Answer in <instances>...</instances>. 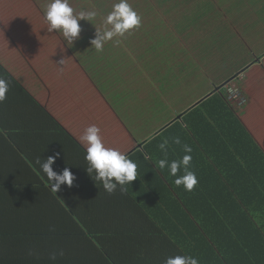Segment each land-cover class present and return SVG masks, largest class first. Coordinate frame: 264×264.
Returning <instances> with one entry per match:
<instances>
[{
	"label": "crops",
	"instance_id": "1",
	"mask_svg": "<svg viewBox=\"0 0 264 264\" xmlns=\"http://www.w3.org/2000/svg\"><path fill=\"white\" fill-rule=\"evenodd\" d=\"M77 1L69 0L74 14L86 12L85 7H76ZM82 1L86 5L94 3L92 7L110 2ZM27 3L33 8L35 20L30 13L21 15L15 0H0V66L8 76L0 75L9 81L6 99L0 103V246L13 248L20 256L25 255L26 264H31L29 255L43 254L36 251L35 223H42L45 228L37 238L54 237L53 230L45 225V217H53L59 207H75L76 217L94 238L112 240L100 244L98 257H83L77 264H163L166 257L179 253L168 239L172 236L165 232L166 226L161 224L166 214L171 217L164 213L166 207L206 205L211 201L209 191L227 190L228 180L233 177L234 183L243 185L252 175L244 164L245 154H264V124L251 126L242 121L244 102L236 103L238 112L235 103L226 100V91L217 93L226 83L241 90L247 85L246 72L261 65L264 54L253 53L254 60L247 67L212 89L215 83L206 71L208 67L199 65L195 58V50L205 44L198 42L197 32L205 31L206 24L219 30L218 21L228 20V9L224 7L227 0H164L150 10H156L157 18L141 20L138 29L128 31L135 34L139 30L134 47L142 53L133 59L125 58L119 68L115 65L124 57L114 55V47L125 40L118 37L105 42L101 52L90 44L92 60L83 59L87 49L77 42L74 47L79 49L71 57L76 60L73 65L55 64L52 59L45 63L40 53L42 42L47 41L46 10L40 5L35 7L33 0ZM163 4L164 8L160 6ZM130 5L140 14L134 3ZM243 7L254 15L248 6ZM103 10L106 13H97L105 18L112 6ZM162 13L167 15L164 20ZM93 20L97 21L96 17ZM150 21L155 23V34L148 28ZM174 21L172 27L168 22ZM79 22L83 27L92 25L87 19ZM261 40L258 38V44ZM118 49L117 45L115 51ZM94 55L98 56L97 62L93 61ZM159 58L162 71L158 69ZM200 75L207 79L206 85L198 82ZM235 78L242 83L235 85ZM112 87H117L115 102ZM219 100L224 105L217 107ZM229 112L247 134L235 125ZM92 124L100 128L105 146L126 153L137 163V177L124 186V191L117 188L112 194L107 193L99 181L93 180L95 170L91 176L86 171L80 137ZM177 136L181 144L172 142ZM148 137L152 139L149 141ZM165 138L169 141L167 154L184 155L181 145L191 146V163L198 179L194 191L175 186L168 178L167 167L159 169L156 162L165 158V153L158 144ZM196 140L200 142L197 145ZM57 153L53 170L60 173L67 167L76 179L71 187L61 184L60 190L53 193L36 161L39 158L42 163ZM165 190L168 205L159 203ZM182 191L183 198L178 196ZM186 212L196 223L194 215L188 209ZM9 228L17 234L13 243L6 232ZM137 230L144 239H135ZM0 264L10 263L2 260Z\"/></svg>",
	"mask_w": 264,
	"mask_h": 264
},
{
	"label": "trees",
	"instance_id": "2",
	"mask_svg": "<svg viewBox=\"0 0 264 264\" xmlns=\"http://www.w3.org/2000/svg\"><path fill=\"white\" fill-rule=\"evenodd\" d=\"M0 73L7 75L1 66ZM222 105L224 102L219 103L217 107ZM228 115L234 120L235 125L247 134L244 127L233 117L234 114L229 112ZM194 143L197 145L200 142L196 140ZM181 156L183 154H167V159L171 161ZM243 161L252 174L244 180L243 185L234 183L236 181L233 177L232 180H228L229 187L225 189L226 191H223V188L220 190L212 188L213 190L209 191L207 196L211 198V201H207L206 205L187 208H180V205L166 207L167 210H164V213H169L171 217L167 218L166 214L161 224L166 226L165 232L169 231L172 236L168 239L179 255L195 256L200 264H264V154L262 151L261 154H245ZM190 168L195 172L193 163ZM181 173L182 171L177 175ZM169 177L174 183L175 177L170 173ZM174 185L176 186L175 183ZM177 187L175 190H180ZM183 195V191L178 194L181 198ZM168 202L169 198L165 190L159 203L168 205ZM186 209L194 215L196 223L190 220ZM76 213L75 207L67 210L59 207L53 217H45V225L51 230L54 229V237L37 238L44 233L45 228L42 223L41 226L35 223L36 251H41L43 254L29 255L31 264H77L83 257L100 255V244L103 241L108 243L112 240L94 238L93 233L86 229L84 222L76 217ZM24 222L28 224L27 221ZM6 232L12 243L17 240V234L13 232V228L7 229ZM134 234L137 237L136 240L144 239L138 230ZM8 237L4 239V242ZM59 249H63L64 255L57 256L55 261L51 260L50 254ZM44 251H46L45 254ZM24 256L17 254L13 248L0 246V262L4 260V263L26 264Z\"/></svg>",
	"mask_w": 264,
	"mask_h": 264
},
{
	"label": "rangeland",
	"instance_id": "3",
	"mask_svg": "<svg viewBox=\"0 0 264 264\" xmlns=\"http://www.w3.org/2000/svg\"><path fill=\"white\" fill-rule=\"evenodd\" d=\"M27 1L15 0V4L19 6V13L21 15L30 13L32 18L35 20L33 8L27 3ZM33 1L35 2V7L38 8V6L40 5V7L42 6L41 8H43L44 10H46L47 5L50 2V0ZM163 1L164 0H127L129 4L134 3L136 5L140 12V14L138 15L141 17L142 21L150 19V16H152L153 20L157 18L156 10H153L151 12L150 10L152 7H154L155 4L162 3ZM224 1L225 0H223V2ZM112 2L116 3L118 2V0H110L108 4H100L99 6L95 5V7H92L94 3H92L91 5H86L87 3L85 1L78 0L76 2V7H85L86 12L89 11V9L91 11V8H96L98 9V12L101 11L103 13H106V11L103 9L112 6ZM7 3L8 1L4 2L3 5ZM160 6L164 8L165 5L163 4ZM243 6H248L251 10H253L254 15H251L252 12ZM218 7L221 8L222 6L218 5ZM224 7L228 9L226 12V16L228 20L231 21L232 26H229L228 20L218 21L215 17H213V20L219 22V30L214 31L210 28L209 25L206 24L203 28L205 30L203 31L205 32V35H202V31L197 32L198 42H203L205 44H202L201 48L195 50V58L200 61L199 65H205V67H208L206 71L208 72L209 77H211L212 81L215 83L212 89L221 86L230 77H233L235 74L247 67V65L254 60L253 53L264 54V0H227V3ZM99 14L102 13H98V15ZM162 15L163 20L164 18H167V15L165 13H162ZM103 18V15L96 16L98 22L95 20H91L92 25L87 26L86 24L84 25V27L80 26V34L78 38H75L71 44L68 43L67 39L64 38L59 31H48V33L46 34L47 41L46 43L45 41L42 42L44 46H41L40 56L41 58L46 59L43 62L47 63L48 60L52 59L55 64H61V62L63 61L64 66L73 65L74 61L76 60H72L71 57H73L76 50L79 49L77 47H74L77 42H81V48L87 49L85 55L83 56V59H86L88 61L92 60L91 49L88 46H90V40L95 37L97 30L102 31L105 29L106 26L104 25ZM251 18H253V20H251ZM11 19V22L13 23V15H11ZM30 22L32 21L30 20L27 23ZM175 22L176 21L168 23L173 27V24H175ZM78 23L80 24L79 20ZM154 24V22L150 21L148 28L152 33L155 34ZM34 25L37 26L36 23H34ZM135 29H138V27H136ZM137 31L139 32V30ZM138 32L134 34V31H132L125 33L123 37L118 36V39L123 38L122 41H125L124 43L117 44L119 46L117 52L115 51V47L117 45L114 47L113 54L115 55L119 53L121 57H124V60L117 63L115 65L116 67L119 68L120 63H123V61H125V58L133 59L135 57H138V53H142V50H139V48L134 47L135 41L138 37ZM258 38L262 39L259 44ZM108 42L109 41H107L106 43ZM132 48L135 49L134 52ZM129 50L132 51L129 52ZM153 56L156 57L159 55ZM160 60L162 61V59L159 58L158 69L162 71L163 69L160 68ZM93 61H98L97 55H94ZM116 73L112 74V85L115 83L114 76ZM200 76L201 78L198 82L200 84L206 85L207 79L204 78L202 75ZM245 79L247 85L240 87V92L242 93V96L245 99L243 103L245 104V108L244 111L240 114V119L250 124L251 126L252 123L264 124V60L261 65L249 69L244 76V80ZM116 81L120 82L121 80ZM233 83L235 85H240V83H242V80L235 78ZM226 85L218 88L217 93H225ZM211 87L212 84L210 83L209 88ZM116 89L117 87H112L113 102H115ZM237 105L238 104L235 103L234 107L235 110H238L239 112ZM260 128H257V130H259Z\"/></svg>",
	"mask_w": 264,
	"mask_h": 264
},
{
	"label": "clouds",
	"instance_id": "4",
	"mask_svg": "<svg viewBox=\"0 0 264 264\" xmlns=\"http://www.w3.org/2000/svg\"><path fill=\"white\" fill-rule=\"evenodd\" d=\"M45 19L48 22V31H59L68 43L71 44L75 38H78L81 28L78 23L80 19L93 20L98 15L97 11H80L74 14V9L69 0H50L45 11ZM141 17L127 2V0H118L112 5V10L104 18V30H97L90 44L97 52L103 51L105 42L112 40L114 37H123L130 29L139 27ZM110 26V27H107ZM119 43V41H116ZM63 63V61L61 62ZM9 90V81L0 75V103L6 99V93ZM152 137H148L150 141ZM80 141L85 148L84 159L87 161V173L91 176L93 170L95 175L92 176L94 181H99L103 189L112 194L120 188L124 191V186L130 184L137 177V163L129 156L113 147L105 146L100 135V128L95 124L89 125ZM175 144H181L180 138H172ZM185 153L179 159L169 161L167 159V150L169 141L163 139L158 148L165 153V158L159 159L156 163L159 169H169L171 176L175 177L174 183L179 187L183 185L184 190L191 192L197 185L198 179L196 173L191 170L192 148L188 144H182ZM48 156L42 163L38 158L36 163L40 165L41 171L46 175L51 191L57 193L61 184L71 187L76 179L75 174L69 168L65 167L60 173L53 170L51 165L55 162L56 156ZM182 175H177L178 172ZM53 181H55L53 183ZM54 230V229H53ZM63 249H59L50 254V259L55 261L57 256H63ZM163 264H200L197 257L191 255H172L164 259Z\"/></svg>",
	"mask_w": 264,
	"mask_h": 264
},
{
	"label": "built area",
	"instance_id": "5",
	"mask_svg": "<svg viewBox=\"0 0 264 264\" xmlns=\"http://www.w3.org/2000/svg\"><path fill=\"white\" fill-rule=\"evenodd\" d=\"M227 84V85H226ZM226 100L230 103H243L245 99L242 97V93L233 84L226 83Z\"/></svg>",
	"mask_w": 264,
	"mask_h": 264
}]
</instances>
